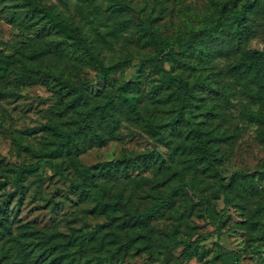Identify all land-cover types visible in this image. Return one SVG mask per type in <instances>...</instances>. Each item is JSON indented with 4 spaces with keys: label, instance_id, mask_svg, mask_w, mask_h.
I'll return each mask as SVG.
<instances>
[{
    "label": "trees",
    "instance_id": "1",
    "mask_svg": "<svg viewBox=\"0 0 264 264\" xmlns=\"http://www.w3.org/2000/svg\"><path fill=\"white\" fill-rule=\"evenodd\" d=\"M3 6L9 8L10 22L33 33L41 43L27 49L16 47L10 55L3 54L0 49V97L15 95L7 89L9 86L34 83L47 86L55 101L56 119L45 123L42 145L32 150L41 156L67 158L75 174L71 191L82 200L93 199L99 206L97 212L106 217L89 231L76 234L64 231L56 224L46 228L20 225L14 232L5 217L0 216L4 264H127L133 256L141 254L144 260L161 255L165 264L188 263L196 256L200 242L211 236V232L195 236L188 233L183 237L173 230L161 237L152 224L154 218L173 205L177 194L186 189L185 184L182 181L170 183V176L160 178L157 186L166 185L167 188L149 206L142 208L124 190L113 191L109 182L110 178L128 177L130 170L140 169L152 161L161 172L164 159L154 154L155 149L140 156L122 155L90 165H81L76 155L87 146L105 144L114 137L120 115L141 120L145 131L155 141L170 148L172 160L177 156V161L187 163L188 168L208 171L214 178L212 184L221 193L223 206L212 211L210 199L204 195L196 196L194 201L201 205L202 214L219 233L221 214L233 201L232 191L252 189L255 174H235L225 183L216 169L220 160L218 142L235 135L228 128L204 123L219 115L218 99L224 104L231 103L228 88L216 85L221 69L213 58L229 55L228 74L247 90L254 91L260 101L264 98V51L244 47L253 32L249 14L261 8L263 0H208L207 11L195 14L196 23L168 38L154 27V10L143 17L140 11L137 12L139 21L131 36L136 43L152 48L138 57L139 68L142 70L150 64L151 71L160 73L153 84V92L156 94L164 89L158 100L170 102L163 122L143 114L137 80L121 78L114 88L108 86L103 91L93 92L89 90V80L74 81L57 67L36 63L45 55L75 57L91 64L98 76L111 84L112 73L123 69L132 55L105 63L96 43L88 39L81 26L65 19L51 3L0 0V9ZM162 8L158 7V11ZM104 10L116 18L117 23L127 25L133 21L126 0H107ZM239 113L258 126L259 138L264 141V100L261 109L244 103ZM36 167L37 164L22 165L17 169V175L22 176L24 170ZM173 172L181 173L177 167ZM263 177L264 171L258 175V178ZM259 207L257 218L248 225L259 226L264 242V202ZM177 246H182L181 258H176L173 253Z\"/></svg>",
    "mask_w": 264,
    "mask_h": 264
},
{
    "label": "rangeland",
    "instance_id": "2",
    "mask_svg": "<svg viewBox=\"0 0 264 264\" xmlns=\"http://www.w3.org/2000/svg\"><path fill=\"white\" fill-rule=\"evenodd\" d=\"M53 4L68 21L81 26L89 40H93L105 63H112L127 55L130 62L113 72V82L99 77L96 69L75 57L59 54L45 55L36 60L42 66L57 67L64 75L74 81L89 80L90 91H103L108 86L115 87L121 78L137 80L140 84L139 106L144 115L149 114L157 121L167 118L170 102L161 99L164 93L153 92V84L160 73L150 70L146 64L141 70L138 57L149 53L150 45L142 46L132 38V32L138 24L137 12L145 16L150 10L155 17L154 27L163 37L176 32L182 33L189 25L196 23L195 14L207 11L208 0H126L133 21L126 24L116 22L104 10L107 0H41ZM152 6L154 7L152 9ZM162 10L158 11V7ZM8 7L0 9V49L10 55L14 48L27 49L41 42L33 33L8 20ZM122 16L124 17L123 13ZM126 16V14H125ZM253 32L244 43L245 48L264 51V0L263 6L249 14ZM237 58L238 55L236 54ZM230 56L216 55L215 65L221 69L216 85L225 86L230 94V104L217 100L219 115L205 120L209 125L216 124L220 129L228 128L234 132L231 139L219 141L220 154L216 169L227 183L235 174H252L253 188L232 191L233 201L221 214L220 232L205 217L194 198L204 195L210 199L212 211L223 206L221 193L213 186L214 178L208 171L202 172L187 167V163L170 158V148L155 141L146 131L143 122L126 114L120 115L115 136L105 144L87 146L76 155L81 165H90L114 157L140 156L155 149L154 154L164 159V168L157 170L155 162H149L140 169L129 171L128 177L109 179L112 190H124L130 194L133 202L140 207L149 206L167 186L158 187L157 181L170 176V183L182 181L186 189L179 192L172 206L152 220L158 236L176 230L179 236H193L202 232H211V236L199 244L196 256L186 264H264V242L259 234V226L252 228L249 221L256 219L258 209L264 202V177L258 178L264 171V141L259 137L255 123L244 119L239 110L244 103L261 109V102L254 91L243 87L242 83L227 72ZM14 96L0 97V216H4L14 232L21 225L46 228L53 224L60 229L76 234L89 231L93 225L103 222L106 217L97 212L99 206L93 199H80L71 191L70 184L75 179L74 170L67 158L41 156L34 153L33 147L42 145L44 125L56 119L55 101L50 90L42 83L9 86ZM220 125V126H219ZM32 170H24L22 176L17 169L22 165H35ZM177 167L178 172H173ZM200 167V166H199ZM175 175H172V174ZM3 240H0V264H4L1 254ZM176 258L182 257V246L174 248ZM161 255L144 260L143 254L135 255L127 264H165Z\"/></svg>",
    "mask_w": 264,
    "mask_h": 264
}]
</instances>
